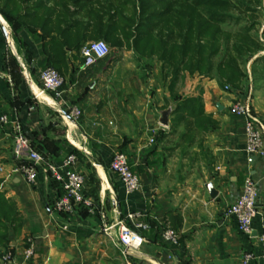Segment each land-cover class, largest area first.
Returning <instances> with one entry per match:
<instances>
[{"label":"crops","instance_id":"1","mask_svg":"<svg viewBox=\"0 0 264 264\" xmlns=\"http://www.w3.org/2000/svg\"><path fill=\"white\" fill-rule=\"evenodd\" d=\"M1 19L0 114L21 122L45 162L57 163L74 152L100 213L82 206L72 214L54 211L58 184L46 167L35 182L24 178L17 170L11 127L0 124V194L15 210L12 222L2 219L6 229L0 230L5 235L0 264H264L257 237L264 231V161L245 152L244 119L229 111L235 99L249 96L264 119L263 87L253 81L251 70L238 88H221L215 78L186 72L171 89L170 74L156 56L139 57L132 49L117 48L120 52L83 69L80 53L66 50L60 67L64 90L54 98L39 93V73L48 66L43 49L48 38L42 41L40 30L34 34L26 27L14 37ZM172 94L201 96L216 127L182 136L181 123L172 131ZM72 106L80 111L77 119L69 113ZM169 107L168 124L162 125L160 113ZM117 151L127 154L140 179L136 192L127 193L109 170ZM246 176L258 187L251 234L239 231L236 220L225 213ZM206 183L217 191L214 198ZM131 212L140 213L136 221L149 228L140 248L123 254L117 229L108 233L103 228L117 219L131 226L125 218ZM165 225L177 232V244L161 240ZM29 239L36 249L24 262ZM6 250L13 254L8 262L1 260Z\"/></svg>","mask_w":264,"mask_h":264},{"label":"trees","instance_id":"2","mask_svg":"<svg viewBox=\"0 0 264 264\" xmlns=\"http://www.w3.org/2000/svg\"><path fill=\"white\" fill-rule=\"evenodd\" d=\"M223 3L226 1L0 0V14L14 37L23 27L34 34L40 30L39 38H48L43 43L46 62L59 72L66 50L80 53L88 40L102 39L110 47L132 49L139 57L156 56L162 70L167 68L170 74L171 89L186 72L215 78L221 88L227 84L238 88L248 76L245 64L262 44L250 36L248 27L235 32L222 28L231 16ZM251 74L253 79L264 76V57L253 59ZM172 100V131L181 123L182 136L216 127V121L204 112L201 96L172 94ZM14 213L13 204L0 194V230L6 229L2 219L12 222ZM4 236L0 235V242Z\"/></svg>","mask_w":264,"mask_h":264},{"label":"built area","instance_id":"3","mask_svg":"<svg viewBox=\"0 0 264 264\" xmlns=\"http://www.w3.org/2000/svg\"><path fill=\"white\" fill-rule=\"evenodd\" d=\"M3 24L4 21L1 19L0 14V26H3ZM109 54L110 48L106 41L100 39L86 42L80 48V56L83 59L82 68L86 69L93 66ZM22 70H25L23 65ZM39 81L41 84L40 94L50 93L54 98L62 96L65 80L62 74L54 67H44L39 73ZM225 89L229 90V87L226 86ZM33 98L37 100L38 95L34 94ZM32 108L33 106H30V109ZM229 111L231 114L244 119L245 152L264 161V119L254 111L250 97L235 99L230 104ZM69 113L73 119H77L80 115V111L75 106L70 107ZM0 124L11 127L13 148L18 159L17 170L24 178L28 182L33 183L36 181L41 167H46L50 176L58 184L61 193L57 194L52 201L54 211L72 214L77 208L82 206L91 214L99 212L98 204L87 194L86 178L78 167V157L74 152H68L57 163H47L34 148L31 139L24 134L20 121H9L6 114H0ZM108 166L109 170L123 184L127 193L136 192L141 188L137 173L130 168L127 154L121 151L115 152ZM257 198V183L251 176H246L242 182L239 196L225 211L228 216L236 220L239 231L245 234L252 233L253 220L256 216ZM140 215V213L135 212L126 214L125 218L132 222L131 226L127 225L125 220L117 219L108 227L103 228L108 233L113 228L117 229V239L122 246L123 254L139 249L145 241L142 231L148 230L149 227L145 222L136 221ZM160 232L163 242L169 245L177 244L178 234L174 229L165 225ZM257 237L261 255L264 258V231L259 232ZM35 249L34 241L29 239L28 245L23 251L22 260L29 262L35 253ZM12 258L13 254L10 250H6L1 256V260L4 262L11 261ZM247 258L248 256L245 257V259Z\"/></svg>","mask_w":264,"mask_h":264},{"label":"rangeland","instance_id":"4","mask_svg":"<svg viewBox=\"0 0 264 264\" xmlns=\"http://www.w3.org/2000/svg\"><path fill=\"white\" fill-rule=\"evenodd\" d=\"M224 1H226V3H223L226 8L225 12L229 16L230 15L231 16L228 17L226 22L221 25L222 28L231 32H235V31L243 30L244 27H248L249 28L248 33L250 34V36L257 39L262 44L261 46L262 49L245 64L246 71L251 70L253 59L255 57H259L260 60L261 58L264 57V0H224ZM109 48H110V54H109L110 56H113L116 53L120 52V50H118L115 47L109 46ZM260 78L261 80L253 79V81H256L255 83L258 84V87L259 86L263 87L262 89H259L260 90L259 92H261L260 95L264 99V76ZM245 81L246 79H243V82ZM245 86L246 85H244V87Z\"/></svg>","mask_w":264,"mask_h":264},{"label":"water","instance_id":"5","mask_svg":"<svg viewBox=\"0 0 264 264\" xmlns=\"http://www.w3.org/2000/svg\"><path fill=\"white\" fill-rule=\"evenodd\" d=\"M171 109L172 108L169 107V108L161 111V113H160V123L162 125H167L168 124V114L170 113ZM205 187L207 188V191H208L209 195L214 198L216 196V194H217V191L212 187V184L211 183H206Z\"/></svg>","mask_w":264,"mask_h":264}]
</instances>
